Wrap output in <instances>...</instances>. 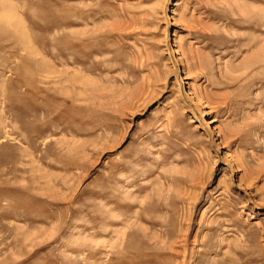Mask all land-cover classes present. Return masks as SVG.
<instances>
[{"label": "rangeland", "instance_id": "1", "mask_svg": "<svg viewBox=\"0 0 264 264\" xmlns=\"http://www.w3.org/2000/svg\"><path fill=\"white\" fill-rule=\"evenodd\" d=\"M0 264H264V0H0Z\"/></svg>", "mask_w": 264, "mask_h": 264}, {"label": "bare ground", "instance_id": "2", "mask_svg": "<svg viewBox=\"0 0 264 264\" xmlns=\"http://www.w3.org/2000/svg\"><path fill=\"white\" fill-rule=\"evenodd\" d=\"M250 59H251V58H250ZM246 67H247V66H246ZM246 67H245V68H246Z\"/></svg>", "mask_w": 264, "mask_h": 264}]
</instances>
